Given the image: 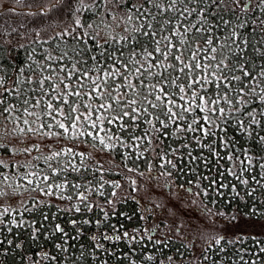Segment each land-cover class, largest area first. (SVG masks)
Wrapping results in <instances>:
<instances>
[{
  "label": "snow or ice",
  "instance_id": "obj_1",
  "mask_svg": "<svg viewBox=\"0 0 264 264\" xmlns=\"http://www.w3.org/2000/svg\"><path fill=\"white\" fill-rule=\"evenodd\" d=\"M235 2L239 4V0ZM75 3L79 7L71 12L75 17L73 26L57 33L65 48L59 49L55 56L48 52L42 58L44 63L37 61L34 67L29 66L30 74L19 82L25 85L23 89L4 87L5 81L0 78V125L12 124L11 129L0 128V185H15V191L38 192L59 200L75 198L67 211L80 214L69 221L76 234L70 236L59 223L52 231L60 234L61 239L76 240L82 235L83 225L101 227L102 221L84 216L93 211L94 205L89 200L93 191L104 196V184L96 181L98 187H95L92 180L77 182L83 179L82 170L88 171L85 152H77L73 147L53 148L44 140H79L108 152L119 147L127 171L139 172L137 161H143L151 171L145 152L152 149L154 141L159 144L165 138L183 134L181 145L188 159L174 162L169 153L156 152L160 161L159 176L170 177L173 170L183 171V165L196 161L207 166L208 158L202 155L203 149L216 161L238 160L241 172L252 171L253 157L240 159L236 149L230 155L228 149L236 143L235 137L222 139L217 136V130L227 136L234 121V131L255 136L264 144V134H261L264 133V68L258 74L253 73L247 62L240 59V53L232 45L243 51L241 45L246 46L248 41L236 28L222 39L213 35L221 26L231 24L219 14L216 18L220 23L210 19L219 0H91V3L75 0ZM83 12L89 15L86 18L77 15ZM193 14L198 18L196 23L192 22ZM238 27L244 25L241 23ZM116 28H122L125 34L111 35ZM101 30H107L110 37L104 43H100ZM141 36L150 43L146 45ZM68 40L72 41L71 46ZM113 43L118 47L109 51ZM69 47L72 55H69ZM125 48L129 53L127 57ZM136 48L145 54L143 62L135 59ZM10 96L12 100L8 99ZM9 135L44 140L25 142L20 148L5 142ZM183 140H195L201 151L193 155L190 145ZM218 148L224 149L223 154ZM177 151L178 148L170 149L171 156ZM17 156L26 159L19 161L15 159ZM129 160L133 167H128ZM256 167L264 170V162ZM102 169L103 165H98L96 170ZM191 171L195 173V168ZM229 172L242 184L249 183L231 168ZM70 173L77 174L76 180L68 179ZM201 178L209 180L207 176ZM132 183L134 185L135 181ZM217 183L219 188L228 187L213 177L202 189L203 195L207 196V188ZM120 186L119 182L112 184L113 188ZM196 186L199 187V182ZM4 194L0 191V195ZM106 202L113 203L112 200ZM52 206L42 200L33 203L35 208ZM7 213L8 209H4L0 215ZM41 215L49 219L45 213ZM108 215L104 213V221L108 220ZM109 227L113 232L118 231L114 226ZM122 237L129 241L137 239L127 231L115 236L100 233V239L106 241H119ZM91 239L95 242L94 250L106 251L95 235ZM56 247L61 248L59 244Z\"/></svg>",
  "mask_w": 264,
  "mask_h": 264
},
{
  "label": "trees",
  "instance_id": "obj_2",
  "mask_svg": "<svg viewBox=\"0 0 264 264\" xmlns=\"http://www.w3.org/2000/svg\"><path fill=\"white\" fill-rule=\"evenodd\" d=\"M26 1L19 0L20 3H25ZM59 2L61 5L57 7ZM59 2L53 9L42 13L29 14L26 12L29 11L26 8H19V10L15 8L13 12L5 10L0 13V78L5 81L4 87H19L23 89L25 85L19 82L23 81L24 77L30 74L29 66L34 67L37 61L44 63L45 60L42 58L48 52L55 56L58 54L59 49L65 48L64 42L59 40L57 33L73 26L75 17L73 16L71 19L70 16L72 15L70 13L74 7H79V5L75 3V0H60ZM243 2L245 0H239V4L235 0H219V6L213 10V16L210 19H215V23H220L219 19L216 18L219 14L223 15L225 20L231 21V24L229 26H221L213 35L218 39H222L223 35H227L233 28H236L243 39L248 41V44L246 46L241 45L243 51H241V48H236L235 45H232V47L240 53V59L247 62L250 70L258 74L264 68V3L261 0H252L253 3L246 9V7L243 8ZM85 3H91V1L85 0ZM43 4V0H41L39 6ZM61 8L66 10L65 14L62 13L63 15L58 14ZM36 10L31 11L34 13L37 12ZM77 15H82L86 18L89 13L83 12L82 14L77 13ZM65 18L67 21H65ZM197 21L198 18L193 14L192 22L196 23ZM241 23L244 27H238ZM124 34L122 28H116L111 33V35L115 36ZM54 37L56 39H53ZM105 39H110L107 30H101L100 43H104ZM140 39L146 45L150 43L143 36ZM71 44L72 41L68 40V45L71 46ZM116 47L118 45L113 43L109 51H112ZM68 51L69 55H72L70 47ZM135 51L138 54L135 59H140L143 62L145 54L140 48H136ZM225 53L227 54V49ZM128 54V49L125 48V57ZM14 81L17 83L14 84ZM8 99L12 100L13 97L10 96ZM257 119H260V117L257 116ZM234 126L235 122L233 121V125L229 127L227 136L217 130V136L222 139L235 137L236 143L228 149V153L231 155L233 154V149L239 150L240 159H245L251 155L253 157L251 172H241L242 166L238 160L233 162L223 159L216 161L213 157L209 156L207 149H203L202 155L208 158L207 166L200 161H196L193 164L183 165V171L177 172L173 170V175L170 177L159 176L160 169L157 165L160 161L156 157V152H160L161 154L169 153L170 158L174 162L181 158L183 160L188 159L185 149L181 145L183 134L165 138L159 144L154 141L152 149L155 151L150 149L148 152H145V157L152 165L151 171L148 170L147 165L143 161H137L139 172L127 171L125 162L121 160L119 155L121 152L119 147L113 152H108L101 150L99 146L93 147L91 143L79 140L47 141L44 138L30 137L25 139L15 138L10 135L6 137L5 142L9 143L10 146L20 148L24 146L25 142H40V140H44L45 144L53 148H59L57 145L60 144H68V147H73L75 150L76 148L85 147L87 156L85 166L88 168V171L84 172L82 170L80 175L83 179L77 182L81 183L82 181L92 180L95 187H98L96 181L104 184V196H100L93 191L89 197L90 202L94 205L93 211L87 213V219L89 220L101 219L100 205L108 204L107 200L114 202H135L131 198L135 195L137 196L138 188L145 180L149 182L152 180H164L170 185H175L180 190L187 189L189 191V188H191V194L194 196L196 202L202 203L207 208L212 209L219 216L233 221L235 219H245L260 224L259 233L255 232L246 236L240 235L241 237L234 239H226V242L214 251V259L204 258L203 264H264V251H261L264 248V170L256 167L257 164L264 162L261 159V157H264V144L257 141L255 136L249 137L241 134L239 131H234ZM3 127L11 129L12 124L6 122L4 125H0V128ZM136 131L139 130L137 129ZM257 131H259V128H257ZM183 143L190 145L189 151H192L193 155L201 151L195 140H183ZM216 143L219 144V140ZM172 148H178L174 157L170 153V149ZM43 150L47 154V148ZM217 150L223 154L224 149L218 148ZM76 151L78 152V150ZM33 155H36V153L34 152ZM103 156L105 157L102 158ZM77 163H79V160H77ZM98 165H103L102 171L96 170ZM127 165L128 167H133L132 161H127ZM193 168H195V173L191 171ZM229 168L237 172L244 179H248L249 183L246 185L242 184L230 174ZM140 172H143L144 175H140ZM220 172L223 175H218ZM76 176V173H70L68 179L76 180ZM202 176H207L209 180L215 177L219 183L226 184L228 187L219 188L218 183L212 184L211 187L207 188L208 195L205 196L202 193V189L206 188L209 180L202 179ZM252 176L255 179H251L250 177ZM132 181H135L134 185ZM113 182H119L121 186L113 188ZM197 182H199V187L196 186ZM120 188L126 190L127 195L119 196L116 192ZM113 191L116 193L115 196L110 195ZM25 192L31 194L38 193L32 191ZM198 192L201 194L196 195ZM34 201L37 200L35 198L31 199L22 208H14L10 214L0 217V221H2V229H0V264H50L48 256L54 250L51 236L56 234L52 231L57 221L56 210L54 206L35 208L33 207ZM47 204L53 205L51 202ZM109 208V210H112V207ZM41 212L45 213L49 219L45 220ZM108 223H111V221ZM9 229L11 230L9 231ZM87 233L97 234L99 230L95 224H87ZM62 252L64 253V251ZM44 253L47 256H44ZM17 259L21 261L17 262Z\"/></svg>",
  "mask_w": 264,
  "mask_h": 264
},
{
  "label": "flooded vegetation",
  "instance_id": "obj_3",
  "mask_svg": "<svg viewBox=\"0 0 264 264\" xmlns=\"http://www.w3.org/2000/svg\"><path fill=\"white\" fill-rule=\"evenodd\" d=\"M190 192L192 193V190ZM131 199L135 202L113 201L112 204H104L101 207V219L99 220L103 223L98 228L99 233L97 234H88L87 224H85L82 227L78 225L81 227L82 235L76 240L65 238L67 240L65 243V239H61L60 234L52 235L51 240L54 250L48 256L49 263L102 264L103 261H107V264H203L204 258L214 259V251L226 242L225 236L218 239L219 243H217V240L215 242L210 241L206 246H201L198 254L199 241L195 240L187 245L186 240L188 237L185 241H182L178 237L175 238V236L169 234L162 209L141 201L136 195ZM73 203H75V198L73 201L64 200V206L53 203L56 210V223L65 227L70 236L76 234L69 221L76 218L77 214L67 211ZM109 207H112V210H109ZM105 212L109 214L107 221H104ZM84 218L87 219V214ZM110 221L111 223H108ZM109 225L114 226L118 231L113 232ZM0 229H2L1 223ZM123 231H127L130 235H136L137 239L135 241H129L123 237L119 241L100 239L101 232H106L109 236H115ZM93 235L97 237L100 243L105 245L106 251L93 249L95 243L91 239ZM156 241H160V243H156ZM58 244L61 246L59 249L56 247ZM62 248L64 253L61 251ZM112 253H115V255H112ZM44 256H47V254L44 253ZM52 257H55V260L51 259ZM194 259H197V261L192 262ZM18 261L21 260L17 259Z\"/></svg>",
  "mask_w": 264,
  "mask_h": 264
},
{
  "label": "rangeland",
  "instance_id": "obj_4",
  "mask_svg": "<svg viewBox=\"0 0 264 264\" xmlns=\"http://www.w3.org/2000/svg\"><path fill=\"white\" fill-rule=\"evenodd\" d=\"M59 1L60 0H43L44 4L39 6L41 0H27L25 3H20L19 0H0V13L5 10L13 12L15 8H18V10L19 8H26L29 10L26 11L29 14L42 13L53 9ZM61 3L59 2L57 7H59ZM251 3H253L252 0H245V2L242 3L243 8L247 5L249 8ZM35 9H37V12L32 13L31 10ZM58 12L59 15H63L66 13V10L61 8ZM70 17L72 19L73 16ZM65 21H67L66 18ZM67 145L68 144H60L57 145V147H68ZM76 150H78V152H85V147L80 149L76 148ZM104 157L105 156L102 158ZM5 159H7V157H5ZM15 159L24 161L26 157L17 156ZM169 185L170 184L164 180H152L151 182L145 180L139 186L138 193L136 194L141 201L163 210L169 234L175 236V238L178 237V239L182 241H185L186 237H188L186 240L187 245L195 240L199 241V246L197 245L198 254L200 253L199 250H201V246H206L210 241L215 242L224 236L226 239H234L259 231L260 224L245 219H235L234 221L225 219L202 203L196 202L194 196L190 191H187V189L180 190L175 185ZM14 186L15 185H13V187H8L7 185H0V191L5 193L4 195H0V213H3L4 209H8L7 214H10L14 208H22L29 200L34 198L37 201L42 200L46 203L51 202L64 206V201L56 197H45L39 193L31 194L23 190L15 191ZM116 193L121 196L125 195L127 192L120 188ZM100 206L103 207L104 205L101 204ZM5 215L6 214L0 215V217ZM195 258L197 257L195 256ZM196 261L197 259L192 260V262Z\"/></svg>",
  "mask_w": 264,
  "mask_h": 264
},
{
  "label": "water",
  "instance_id": "obj_5",
  "mask_svg": "<svg viewBox=\"0 0 264 264\" xmlns=\"http://www.w3.org/2000/svg\"><path fill=\"white\" fill-rule=\"evenodd\" d=\"M248 8V5L246 6V9Z\"/></svg>",
  "mask_w": 264,
  "mask_h": 264
}]
</instances>
